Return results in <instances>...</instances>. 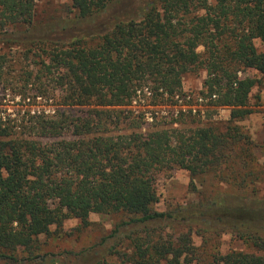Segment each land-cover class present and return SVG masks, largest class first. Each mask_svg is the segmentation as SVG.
I'll list each match as a JSON object with an SVG mask.
<instances>
[{"label": "trees", "instance_id": "16d2710c", "mask_svg": "<svg viewBox=\"0 0 264 264\" xmlns=\"http://www.w3.org/2000/svg\"><path fill=\"white\" fill-rule=\"evenodd\" d=\"M70 1L75 18L63 28L80 24L82 32L62 39L52 37L64 30L57 27L33 33L36 0H0V81L5 47L22 46L28 57L36 49L35 71H25L21 91L57 105L52 114L37 108L22 126L0 117V264H46L48 255L32 253L37 239L70 217L88 226L92 213L128 217L86 249L93 264L199 263L193 227L205 243L228 231L263 251L216 253L211 264H264V197L255 191H209L185 206L155 208L157 175L175 167L190 172L191 190L206 175L255 185L262 175L251 137L235 123L142 134L143 115L125 109L145 88L147 104L178 103L184 76L204 67L201 95L229 107L232 122L251 114V92L264 86V50L255 44H264V0H142L134 9L130 0ZM103 16L108 24L97 25ZM90 20L97 27L83 30ZM249 68L261 77L240 76ZM235 166L245 172L227 173ZM180 224L190 227L185 234L167 233ZM109 238L130 239L131 253L116 243L109 254L117 261L97 259L96 247ZM26 250L31 255H19Z\"/></svg>", "mask_w": 264, "mask_h": 264}, {"label": "rangeland", "instance_id": "374dc122", "mask_svg": "<svg viewBox=\"0 0 264 264\" xmlns=\"http://www.w3.org/2000/svg\"><path fill=\"white\" fill-rule=\"evenodd\" d=\"M131 1V9L138 7L142 2V0ZM126 3L128 4V0H126ZM75 14L76 11L72 7L70 0H36L35 30H33V33L45 34L48 32V28L55 27L59 30L64 29L63 27L66 28L68 24L72 23L71 21L75 18ZM105 17L98 19L97 25L106 26L108 23ZM86 25L83 29H88L86 31L94 30L97 27L93 25L91 20ZM54 31L56 32V30ZM78 32H82L80 24L67 30L58 31L52 37H60L61 35L62 39H66L76 35ZM89 41L94 44L98 39L95 38ZM255 44L259 50H264V44L260 40H255ZM3 51L8 54L9 61L4 67L5 78L2 82L0 81V117L10 124L22 126L21 124L26 125L29 123L27 121L37 108H45L52 114L57 109L56 104L42 99H40V103L35 102L32 96L33 90L24 93L21 91L25 84V76H23L25 71H28V69L35 71V63L33 61L39 59L38 54H35L37 50L32 49L29 57L26 55L27 50L22 46H7ZM200 51H203V47L200 48ZM239 74L242 77H261L256 70L250 68L242 69ZM206 78L207 72L204 67H199L197 70L187 73L183 79L182 92L184 95L178 103L171 104L173 100H169L162 105L147 104L152 100V94L145 88L144 91H138L134 101L130 105L125 106V109L132 116L143 115L140 128L142 134H146L153 129L171 126L195 127L211 124L218 126L231 125L232 123L238 124L253 141L254 145L252 148L257 157V165L255 167L260 170L262 179L255 182V185H250V187L246 188L243 184H240L242 176L237 177L236 181L231 180L229 182L219 181L214 175L196 176L194 182L197 190H191L190 172L183 168L175 167L157 175L156 188L159 195V202L155 204L157 210L167 211L180 205H188L198 201L201 195H206L209 191L241 193V191L249 189V191H255L258 197H264V86L257 85L251 92L249 107L253 109V112L243 119L232 122L230 119L231 109L229 107L212 106L207 96H204L207 98L205 102L196 101L195 97L197 95L207 92V88L204 86ZM188 95L191 96L190 99H188ZM193 107L196 108V112L193 111ZM84 109L67 108L68 111L73 110L75 113ZM191 110L192 113L190 112ZM173 117L177 118L178 122L172 124L170 120ZM192 118H194L193 122L187 125L183 124V122L192 121ZM18 126L16 127L17 131H23ZM237 151H240V149H237ZM244 172V169L238 168V166L232 167L227 171V173H238L241 175ZM127 218L125 213H92L89 217L90 224L88 226H83L78 218H67L60 227L55 224L52 225L51 234L41 235L37 239L36 248L32 253L48 255L45 260L46 264H93L96 258L91 259V255L86 252V249L98 244L102 238L108 237L116 225ZM189 228L186 224H180L177 228H169L166 231L178 237L185 234ZM193 228L192 238L194 244L199 247L198 252L203 257L199 263L195 264H211L214 254L227 253L231 250L263 253L252 242H245L228 231H222L220 235H213V238L205 243L202 236L195 232V227ZM116 243V249L131 253L132 244L130 239L125 238L119 241L109 238L102 245L96 247L95 256H97V259L104 257L109 261H117V255L109 254L110 247ZM104 251L105 253H103ZM28 254L31 255L29 251L19 253L21 256Z\"/></svg>", "mask_w": 264, "mask_h": 264}, {"label": "built area", "instance_id": "2783aa9c", "mask_svg": "<svg viewBox=\"0 0 264 264\" xmlns=\"http://www.w3.org/2000/svg\"><path fill=\"white\" fill-rule=\"evenodd\" d=\"M215 97H216V95H213V98H215ZM190 98H191V96L188 95V99H190ZM195 98H196V101H198L200 103L207 101V98H205L204 95H197ZM193 111L196 112L197 111L196 108L193 107Z\"/></svg>", "mask_w": 264, "mask_h": 264}]
</instances>
